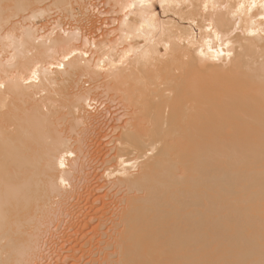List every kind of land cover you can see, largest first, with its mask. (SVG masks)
<instances>
[{
    "label": "bare ground",
    "instance_id": "6f19581e",
    "mask_svg": "<svg viewBox=\"0 0 264 264\" xmlns=\"http://www.w3.org/2000/svg\"><path fill=\"white\" fill-rule=\"evenodd\" d=\"M94 2L0 0V264H264V0Z\"/></svg>",
    "mask_w": 264,
    "mask_h": 264
},
{
    "label": "rangeland",
    "instance_id": "374dc122",
    "mask_svg": "<svg viewBox=\"0 0 264 264\" xmlns=\"http://www.w3.org/2000/svg\"><path fill=\"white\" fill-rule=\"evenodd\" d=\"M93 1H95L94 2V5L96 6V11H98L99 13H98V16L100 17V18H102L105 22V24H104V28L106 29V30H104V32H106L107 30L109 31L110 30V28H111V26H110V24H111V21H109V20H111L113 17H115L114 16V14H113V12H112V8H113V6L114 5H112L111 6V3H108V2H106V0H92V2ZM48 3H49V1H48ZM47 3V4H48ZM46 3L44 4H42L43 6H46L47 5ZM41 5V6H42ZM42 6V7H43ZM47 7V6H46ZM116 8H113V9H117V6H115ZM53 8V7H52ZM104 8V9H103ZM120 9V8H119ZM118 9V10H119ZM118 10H113V11H118ZM101 12V13H100ZM112 12V13H111ZM49 13V12H48ZM27 14H29V12H27ZM51 14V15H50ZM113 14V15H112ZM108 15V16H107ZM116 15V14H115ZM118 15V14H117ZM56 16V17H55ZM120 16H122L121 14H119V17L118 18H121ZM47 17H49V18H47ZM47 17H45V20L43 21V22H40V20L38 21V23H35V24H33V25H36V24H40L41 25V27H39L40 29L42 28V30L43 31H50L51 29H53L54 27H55V25L57 26L59 23H61L63 26L65 25V27L67 26V28L68 27H72L73 25H69V23L67 22V21H65V19H64V15L62 14L61 16H60V12H58V11H52V12H50L49 13V16H48V14H47ZM61 17V18H60ZM104 17V18H103ZM111 17V18H110ZM47 18V19H46ZM116 18V17H115ZM49 19V20H48ZM63 19V20H62ZM101 19V20H102ZM102 20V21H103ZM42 21V20H41ZM64 21V22H63ZM67 22V23H66ZM109 22V23H108ZM107 23H108V28H106L107 26ZM30 25H32V22L31 23H29ZM50 24V25H49ZM68 24V25H67ZM37 26V25H36ZM110 26V27H109ZM46 29V30H45ZM101 32V31H100ZM45 33H47V32H43V34H45ZM95 36H97V33H95L94 34ZM104 153H107V151H105Z\"/></svg>",
    "mask_w": 264,
    "mask_h": 264
}]
</instances>
